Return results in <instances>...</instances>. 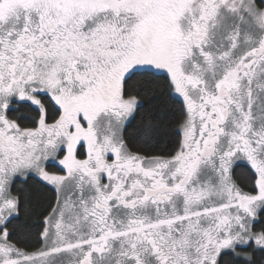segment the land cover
Returning <instances> with one entry per match:
<instances>
[{
  "label": "snow or ice",
  "instance_id": "6c2138e0",
  "mask_svg": "<svg viewBox=\"0 0 264 264\" xmlns=\"http://www.w3.org/2000/svg\"><path fill=\"white\" fill-rule=\"evenodd\" d=\"M0 264H264V0H0Z\"/></svg>",
  "mask_w": 264,
  "mask_h": 264
},
{
  "label": "trees",
  "instance_id": "16d2710c",
  "mask_svg": "<svg viewBox=\"0 0 264 264\" xmlns=\"http://www.w3.org/2000/svg\"><path fill=\"white\" fill-rule=\"evenodd\" d=\"M18 187H21L23 191L31 194L33 199V204H36L37 202L41 203V207H43V201H45L48 198V193L45 191L44 188L39 187L37 184H35L32 180H29L26 184L18 185ZM39 211V209H36ZM35 217H31L27 220V223L29 225H32L33 223H36ZM30 231L35 232V228H30ZM30 243L34 242V237H28Z\"/></svg>",
  "mask_w": 264,
  "mask_h": 264
}]
</instances>
